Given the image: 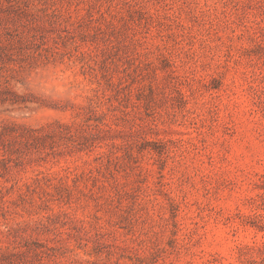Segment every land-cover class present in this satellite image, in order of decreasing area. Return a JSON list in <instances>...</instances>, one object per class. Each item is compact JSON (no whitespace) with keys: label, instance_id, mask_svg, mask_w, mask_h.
Masks as SVG:
<instances>
[{"label":"rangeland","instance_id":"obj_1","mask_svg":"<svg viewBox=\"0 0 264 264\" xmlns=\"http://www.w3.org/2000/svg\"><path fill=\"white\" fill-rule=\"evenodd\" d=\"M0 264H264V0H0Z\"/></svg>","mask_w":264,"mask_h":264}]
</instances>
